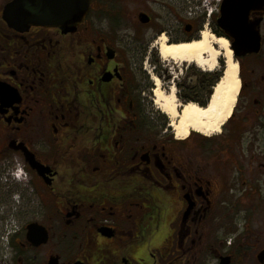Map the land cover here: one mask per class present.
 <instances>
[{"label": "flooded vegetation", "instance_id": "flooded-vegetation-1", "mask_svg": "<svg viewBox=\"0 0 264 264\" xmlns=\"http://www.w3.org/2000/svg\"><path fill=\"white\" fill-rule=\"evenodd\" d=\"M14 1L0 0V264H264V0H89L68 33L12 27ZM205 32L228 42L239 90L218 131L182 137L156 92L181 113L217 84L161 43Z\"/></svg>", "mask_w": 264, "mask_h": 264}, {"label": "bare ground", "instance_id": "bare-ground-1", "mask_svg": "<svg viewBox=\"0 0 264 264\" xmlns=\"http://www.w3.org/2000/svg\"><path fill=\"white\" fill-rule=\"evenodd\" d=\"M161 44L163 59L195 63L197 66L208 69L206 71L208 73L214 72L223 52L227 72L224 79L214 87L213 96L207 109L188 104L183 107L181 113H177L174 92L168 98L160 91H157L155 95L156 105L163 115L171 119L175 132L180 136L185 137L191 130L206 135L214 134L229 117L239 90L237 68L233 62L228 42L225 39H216L210 33L205 32L198 42L168 48L163 38ZM177 120L179 122H176Z\"/></svg>", "mask_w": 264, "mask_h": 264}, {"label": "water", "instance_id": "water-1", "mask_svg": "<svg viewBox=\"0 0 264 264\" xmlns=\"http://www.w3.org/2000/svg\"><path fill=\"white\" fill-rule=\"evenodd\" d=\"M89 12V0H15L4 13L14 28L51 27L74 32ZM145 21V16H140Z\"/></svg>", "mask_w": 264, "mask_h": 264}, {"label": "rangeland", "instance_id": "rangeland-1", "mask_svg": "<svg viewBox=\"0 0 264 264\" xmlns=\"http://www.w3.org/2000/svg\"><path fill=\"white\" fill-rule=\"evenodd\" d=\"M132 1H133V3H131V7H133V6H136V7L139 6L140 7L141 4H143V5L146 4V0H131V1L127 0V2H132ZM149 1H150L149 4H151V2H153L151 0H149ZM139 2L141 4H139ZM207 71H208V69H207ZM226 72H227L226 60H225V58L223 56H221L220 60L217 63V66H216L214 72H209V74L205 73L206 74V84L208 83V81H210L209 75H213L214 78L219 79L218 82H217V84H218L219 82H221L224 79ZM220 79H221V81H220ZM207 89H208V87H207Z\"/></svg>", "mask_w": 264, "mask_h": 264}, {"label": "trees", "instance_id": "trees-1", "mask_svg": "<svg viewBox=\"0 0 264 264\" xmlns=\"http://www.w3.org/2000/svg\"><path fill=\"white\" fill-rule=\"evenodd\" d=\"M209 78H210V81H208V83H207V87H208V89H207V94H209V89L211 88V87H214L215 86V84H217V82H218V80L219 79H217V78H214V76L213 75H209Z\"/></svg>", "mask_w": 264, "mask_h": 264}]
</instances>
